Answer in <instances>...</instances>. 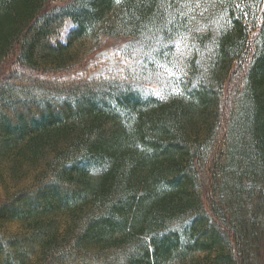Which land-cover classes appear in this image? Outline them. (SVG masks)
Returning <instances> with one entry per match:
<instances>
[{"label":"trees","instance_id":"1","mask_svg":"<svg viewBox=\"0 0 264 264\" xmlns=\"http://www.w3.org/2000/svg\"><path fill=\"white\" fill-rule=\"evenodd\" d=\"M0 264H264V0H0Z\"/></svg>","mask_w":264,"mask_h":264},{"label":"rangeland","instance_id":"2","mask_svg":"<svg viewBox=\"0 0 264 264\" xmlns=\"http://www.w3.org/2000/svg\"><path fill=\"white\" fill-rule=\"evenodd\" d=\"M106 44L107 45H105L103 49L97 51L91 58L88 59V63L90 65H97V68L94 71L88 73V75L85 77L87 80L92 79L105 71L116 70L123 63L112 53V51L114 52L115 49H121L123 43L114 42ZM77 72L71 75H83L81 74L82 68ZM157 74L158 81L155 84L148 86L147 89L156 97H160L162 99L176 90V79L178 76L171 69L160 70Z\"/></svg>","mask_w":264,"mask_h":264}]
</instances>
